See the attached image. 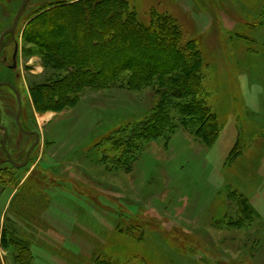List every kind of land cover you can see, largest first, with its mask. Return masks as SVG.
<instances>
[{"label": "rangeland", "instance_id": "rangeland-1", "mask_svg": "<svg viewBox=\"0 0 264 264\" xmlns=\"http://www.w3.org/2000/svg\"><path fill=\"white\" fill-rule=\"evenodd\" d=\"M76 1L29 0L15 31L16 60L10 47L0 54V82L21 96L20 124L40 136L24 167L6 163L0 150V264H103L107 257L120 264H264V0H124L144 25L152 10L169 15L180 45H196L219 130L202 137L193 133L198 125L189 133L176 119L173 134L167 127L163 136L117 148L130 135L127 126L158 103L156 81L129 89L125 75L111 88L83 89L57 112L47 93L33 94L65 73L46 66L24 40L32 33L27 25L49 3ZM19 2L0 0V34ZM106 14L108 30L126 19L118 9ZM68 16L50 24H61L65 35ZM94 33L102 41L92 49L108 50L120 37L105 43ZM16 110L15 94L0 89L6 149L20 164L34 138L14 124Z\"/></svg>", "mask_w": 264, "mask_h": 264}, {"label": "trees", "instance_id": "trees-1", "mask_svg": "<svg viewBox=\"0 0 264 264\" xmlns=\"http://www.w3.org/2000/svg\"><path fill=\"white\" fill-rule=\"evenodd\" d=\"M76 2L49 3L43 7L45 11L27 25V29L32 33H24V40L36 46L46 66L65 73L58 81L52 76L53 80L49 79L34 88V96H38L42 91L47 93L46 101L53 107L51 109L57 112L64 109L60 108L62 102L77 96L83 89L111 88L127 75L126 84L129 89L138 90L156 81V92L160 97L143 121L127 126L131 129L130 135L126 133L117 139L115 148L131 143L133 138L163 136L167 127L171 128L169 131L173 134L178 127L177 120H180L189 133L193 131L192 126L198 125L201 130L196 129L193 132L195 135L210 137L218 132V124L206 104L208 93L203 83L204 72L200 53L195 44L180 45V29L174 19L169 15L161 16L152 10L149 12L148 22L144 25L136 12L127 10L129 4L124 0ZM95 3H102V8H95ZM115 9L123 15L125 13L126 19H117L114 23L117 29L113 26L108 30L110 24L106 13ZM64 15H69L67 18H71L73 23L65 35L62 34L61 24H50L64 18ZM77 23L80 25V29H77L78 37L74 34ZM45 30L50 37H43ZM95 30L103 33L105 43L115 34L119 33L120 37L108 50L99 44L98 49H92L91 44L102 41L95 36ZM82 36L84 40L79 42L78 39ZM130 62H135V65L132 66ZM187 98H190V102L185 103L186 105L177 104V101ZM39 102L41 101L36 102L37 105ZM173 112L180 118H175ZM9 239L13 238L10 236ZM111 259L107 257L101 263L120 264ZM135 260L147 263L141 259Z\"/></svg>", "mask_w": 264, "mask_h": 264}, {"label": "water", "instance_id": "water-1", "mask_svg": "<svg viewBox=\"0 0 264 264\" xmlns=\"http://www.w3.org/2000/svg\"><path fill=\"white\" fill-rule=\"evenodd\" d=\"M28 0H22L17 11H16V14L13 18V22H12V25L7 28L5 31H3L0 35V51H1V48H2V43H3V39L6 35H12L14 34L15 32V29L18 25V22L21 18V15L25 9V6L27 4ZM0 87H8L9 89H11L13 91V93L15 94L16 96V100H17V111H16V115H15V122L17 124V127L19 129V131L24 134V135H34L35 136V141L31 144V146L28 148V150L26 151V154H25V160L20 163V164H16L10 157L8 151L6 150V129L3 127V126H0V129L2 130L3 132V136H2V142H1V147L2 149L5 151V154L7 156V159H8V162L15 168H21V167H24L27 162H28V158H29V155L31 154V152L34 150V148L37 146V144L39 143L40 141V136L38 133L36 132H30V131H26L22 128L21 124H20V117H21V112H22V103H21V96H20V93L17 91V89L11 85L10 83L8 82H0Z\"/></svg>", "mask_w": 264, "mask_h": 264}, {"label": "flooded vegetation", "instance_id": "flooded-vegetation-1", "mask_svg": "<svg viewBox=\"0 0 264 264\" xmlns=\"http://www.w3.org/2000/svg\"><path fill=\"white\" fill-rule=\"evenodd\" d=\"M21 1H22V0H20V2L18 3L17 7L15 8L14 16H15V14H16V11H17V9H18V7H19ZM15 2H16V1H15ZM28 2H29V0H28ZM28 2H27V4H26V6H25V9H26V7H27V5H28ZM25 9H24V11H23V13H22V15H21V18H20V20H19V22H18V25H17L15 31H17V29H18V26H19V24H20V21L22 20V16H23V14H24V12H25ZM0 10H3L1 4H0ZM3 15H4V13H3V11H2V12L0 13V23H1V24H3V21H4V19L1 18V16H3ZM14 16H13V18H14ZM13 18H12V20L9 22V25H7V26L3 29V31H5L7 28H9V27L12 25ZM3 31H2V32H3ZM2 32H1V33H2ZM15 33H16V32H14V34H12V35L9 34V35H6V36L4 37V39H3V43H2V48H1V51H0V54H3L4 52L7 53L8 48L10 47V48H11L10 59H11V62H12V63H14V61L16 60V57H17V55H18V51H19L18 43H17V40L15 39ZM0 35H1V34H0ZM7 40L10 41L9 45L6 44V41H7ZM11 69H15V67L12 66ZM11 85H12V84H11ZM0 89L9 90L10 92L13 93V91H12L11 89H9L8 87H0ZM16 111H17V110H16ZM15 115H16V114H15ZM14 124L17 125L16 122H15V116H14ZM0 126H2V125L0 124ZM3 127L6 129V143H7L8 130H7V128H6L4 125H3ZM0 131H2V130L0 129ZM26 131H28V130H26ZM30 132H34V131H30ZM2 136H3V132H2ZM2 136H1V139H0V150L4 153V156H5V159H6L5 162H6V163H9V162H8V159H7V156H6V154H5V151H4V150L2 149V147H1ZM26 136H28V135H26ZM30 136L33 137V138H34V141H35V136H34V135H30ZM34 141H33V142H34ZM33 142H32V143H33ZM5 148H6V147H5ZM6 150H7V149H6ZM8 153H10V152H8ZM9 155H10V154H9ZM10 157H11V155H10ZM9 164H10V163H9ZM10 165H11V164H10Z\"/></svg>", "mask_w": 264, "mask_h": 264}]
</instances>
